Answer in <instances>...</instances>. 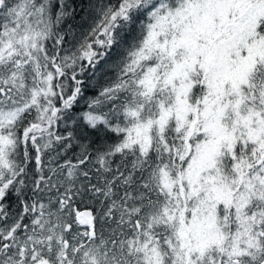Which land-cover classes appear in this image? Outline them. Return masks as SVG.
<instances>
[{"label":"snow or ice","instance_id":"obj_1","mask_svg":"<svg viewBox=\"0 0 264 264\" xmlns=\"http://www.w3.org/2000/svg\"><path fill=\"white\" fill-rule=\"evenodd\" d=\"M0 264H264V0H0Z\"/></svg>","mask_w":264,"mask_h":264}]
</instances>
